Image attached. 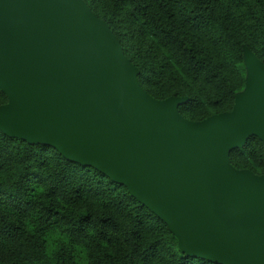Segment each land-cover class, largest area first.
<instances>
[{
    "label": "water",
    "instance_id": "obj_1",
    "mask_svg": "<svg viewBox=\"0 0 264 264\" xmlns=\"http://www.w3.org/2000/svg\"><path fill=\"white\" fill-rule=\"evenodd\" d=\"M243 60L232 109L192 121L187 97L141 87L84 0H0V131L123 185L185 255L264 264V173L229 162L250 136L264 146V64L246 47Z\"/></svg>",
    "mask_w": 264,
    "mask_h": 264
},
{
    "label": "trees",
    "instance_id": "obj_2",
    "mask_svg": "<svg viewBox=\"0 0 264 264\" xmlns=\"http://www.w3.org/2000/svg\"><path fill=\"white\" fill-rule=\"evenodd\" d=\"M84 1L137 67L141 87L159 100L187 97L178 110L189 120L232 109L245 86L244 47L264 64V0ZM6 101L0 90V105ZM229 162L263 174V143L250 136ZM0 264L218 263L182 253L123 185L0 131Z\"/></svg>",
    "mask_w": 264,
    "mask_h": 264
},
{
    "label": "clouds",
    "instance_id": "obj_3",
    "mask_svg": "<svg viewBox=\"0 0 264 264\" xmlns=\"http://www.w3.org/2000/svg\"><path fill=\"white\" fill-rule=\"evenodd\" d=\"M25 223L27 225L28 231L31 232L33 229V225L31 223H29L27 220L25 221ZM58 235H59V233H57L54 236H51V238L49 239V241H48V251L49 252L57 247L56 236H58ZM81 255H83V253H81Z\"/></svg>",
    "mask_w": 264,
    "mask_h": 264
}]
</instances>
